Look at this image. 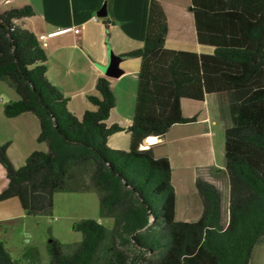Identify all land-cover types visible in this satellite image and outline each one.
Instances as JSON below:
<instances>
[{
    "label": "trees",
    "instance_id": "obj_1",
    "mask_svg": "<svg viewBox=\"0 0 264 264\" xmlns=\"http://www.w3.org/2000/svg\"><path fill=\"white\" fill-rule=\"evenodd\" d=\"M199 44L212 53L165 46L167 20L160 0H150L143 44L121 56L139 57L135 106L127 150L107 145L123 129L108 126L115 96L111 78L96 81V106L81 119L68 98L46 77L47 54L36 35L15 25L33 14L30 6L0 12V81L19 95L4 103L7 117L30 111L39 119L38 142L20 167L0 143V163L8 182L0 201L17 197L30 216L52 215L56 192L95 191L97 218L73 223L82 238L66 249L47 242L48 262L34 247L28 262L11 256L0 240V264H249L264 238V0H190ZM228 94L231 125L224 131V171L228 178L227 219L219 188L197 176L202 214L194 221L175 218L176 196L167 157L141 149L148 136L171 125L196 120L181 112V100ZM101 218H111L107 228Z\"/></svg>",
    "mask_w": 264,
    "mask_h": 264
},
{
    "label": "crops",
    "instance_id": "obj_2",
    "mask_svg": "<svg viewBox=\"0 0 264 264\" xmlns=\"http://www.w3.org/2000/svg\"><path fill=\"white\" fill-rule=\"evenodd\" d=\"M149 2L0 0V12L24 6L32 8V15L18 18L14 23L36 36L46 34L45 40L40 42L47 54L45 75L68 98V110L79 119L86 110L96 109L87 95L98 94V77L106 75L111 78L115 105L105 122L108 126L118 124L123 127L107 138V145L114 149L127 150L130 145V134L126 127L131 123L134 111L140 66L139 57L121 55L142 46ZM160 3L167 20V48L213 52V47L197 42L190 0H160ZM102 7H105V16L98 15ZM75 28L79 29L78 33L73 31ZM113 60L116 64L110 66ZM110 67L114 69L113 72L108 70ZM0 94L6 97H0V143H9L7 156L15 167H20L31 152L46 151L48 146L46 142L37 141L40 123L34 113L26 111L13 117L4 114V103L19 98L18 93L5 81H0ZM181 112L186 117L196 116V120L173 124L161 136H148L140 148L148 150L154 157L168 158L176 196L177 220L194 221L202 214V200L194 185L196 177L201 176L219 188L223 221H226L228 178L224 171V131L231 125L228 94L209 93L199 101L183 98ZM7 182L5 168L0 163V191ZM57 193L54 194V202ZM43 217L27 215L17 197L0 201V240L10 253V240L16 233H24L25 241L29 239L26 242L38 250L40 259L46 255V260L42 261L49 260V239L41 236L35 240L30 230ZM26 249L20 250L15 259L28 262Z\"/></svg>",
    "mask_w": 264,
    "mask_h": 264
},
{
    "label": "rangeland",
    "instance_id": "obj_3",
    "mask_svg": "<svg viewBox=\"0 0 264 264\" xmlns=\"http://www.w3.org/2000/svg\"><path fill=\"white\" fill-rule=\"evenodd\" d=\"M0 97L6 98L2 94H0ZM221 158H223V155H221ZM98 213L99 199L95 191L59 192L55 197L52 215H43V218H39L38 224H34L32 229H30L32 237L35 240L41 236L48 239L54 237L63 243L66 249L72 248V245L82 238L81 232L74 229L73 223L82 217H98ZM100 222L107 228H111L113 221L111 218H101ZM28 240L26 238V241ZM26 241L24 233H16L10 240L11 243L8 246L13 258H18L20 250L31 247V243ZM44 256L40 259L41 262H44L42 260H46L47 257L46 255ZM251 264H264V238L255 246Z\"/></svg>",
    "mask_w": 264,
    "mask_h": 264
},
{
    "label": "built area",
    "instance_id": "obj_4",
    "mask_svg": "<svg viewBox=\"0 0 264 264\" xmlns=\"http://www.w3.org/2000/svg\"><path fill=\"white\" fill-rule=\"evenodd\" d=\"M94 19L96 20L97 17H94ZM73 31H74L75 33H78V32H79V29H78V28H75V29H73ZM36 37H37V39H38L39 42H42V41L45 40V38H46V34L41 33V34L37 35Z\"/></svg>",
    "mask_w": 264,
    "mask_h": 264
},
{
    "label": "water",
    "instance_id": "obj_5",
    "mask_svg": "<svg viewBox=\"0 0 264 264\" xmlns=\"http://www.w3.org/2000/svg\"><path fill=\"white\" fill-rule=\"evenodd\" d=\"M98 15H100V16H105L106 15L105 7H102V9L100 11H98ZM113 64L114 65L116 64V61L115 60H113L111 62V65L110 66H113ZM108 70L111 71V72H113L114 69L110 67Z\"/></svg>",
    "mask_w": 264,
    "mask_h": 264
}]
</instances>
